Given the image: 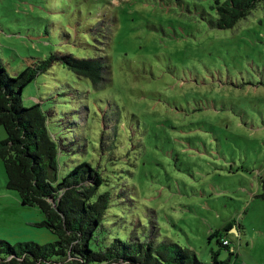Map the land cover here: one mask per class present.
Returning <instances> with one entry per match:
<instances>
[{"label":"rangeland","instance_id":"obj_1","mask_svg":"<svg viewBox=\"0 0 264 264\" xmlns=\"http://www.w3.org/2000/svg\"><path fill=\"white\" fill-rule=\"evenodd\" d=\"M216 3L0 0V57L11 75L53 54L108 58L99 85L55 61L22 102L48 116L59 178L82 161L101 170L111 237L264 264V0L222 29L211 24ZM6 183L0 159V238L57 240Z\"/></svg>","mask_w":264,"mask_h":264},{"label":"trees","instance_id":"obj_2","mask_svg":"<svg viewBox=\"0 0 264 264\" xmlns=\"http://www.w3.org/2000/svg\"><path fill=\"white\" fill-rule=\"evenodd\" d=\"M261 1L217 0V16L211 24L220 29L233 27ZM57 60L95 85L109 75L104 56L53 54L16 75L9 73L0 57V126L7 132V138L0 141V159L7 174L6 185L18 192L23 205L38 206L44 215L38 225L57 235V240L46 244H12L0 238V264H230L218 259L219 252L205 263L192 249L174 242L111 237L104 225L111 193L100 191L106 180L101 170L82 161L59 178L60 149L48 126V116L41 104L27 107L22 102L23 89ZM234 226L230 223L225 230ZM219 234L215 231L210 237ZM224 238L221 236L219 243L229 248L223 244Z\"/></svg>","mask_w":264,"mask_h":264},{"label":"built area","instance_id":"obj_3","mask_svg":"<svg viewBox=\"0 0 264 264\" xmlns=\"http://www.w3.org/2000/svg\"><path fill=\"white\" fill-rule=\"evenodd\" d=\"M223 244L229 246L231 244V242H230V240L227 237H225L223 239Z\"/></svg>","mask_w":264,"mask_h":264},{"label":"water","instance_id":"obj_4","mask_svg":"<svg viewBox=\"0 0 264 264\" xmlns=\"http://www.w3.org/2000/svg\"><path fill=\"white\" fill-rule=\"evenodd\" d=\"M233 229H234V230H233ZM231 231H232V232L234 231V232L238 233L236 226H234V227L232 228Z\"/></svg>","mask_w":264,"mask_h":264},{"label":"flooded vegetation","instance_id":"obj_5","mask_svg":"<svg viewBox=\"0 0 264 264\" xmlns=\"http://www.w3.org/2000/svg\"><path fill=\"white\" fill-rule=\"evenodd\" d=\"M231 230H232V229H231ZM231 230H230V231H231Z\"/></svg>","mask_w":264,"mask_h":264}]
</instances>
